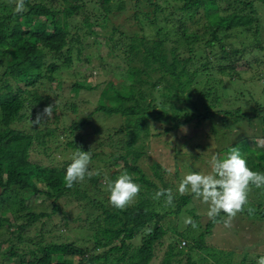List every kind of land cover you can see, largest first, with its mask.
<instances>
[{
  "label": "trees",
  "instance_id": "16d2710c",
  "mask_svg": "<svg viewBox=\"0 0 264 264\" xmlns=\"http://www.w3.org/2000/svg\"><path fill=\"white\" fill-rule=\"evenodd\" d=\"M115 1L95 3L105 10ZM132 1L122 0L118 11L123 13L133 7L131 18L138 23L141 34L124 35L111 27L102 36L108 45L115 32L120 33L122 38L112 46H122L118 57L124 68L120 81L114 85L107 81L97 105L83 118L76 117V103L60 104L57 94L63 87L58 73L81 61L78 34L73 40L78 44L75 54H70L68 23L82 14L87 31L101 37L97 28H106L110 15L102 13L90 20L84 13L85 0H25L21 13L15 10L16 0L0 2V203H6L10 213V218L0 217V264L15 260L17 264H154L159 251L163 253L158 264H196L194 259L201 250L212 252V264L234 263L230 258L232 251L215 252L209 244L212 228L228 219L225 214L209 219L203 230L194 213L190 217L192 223H187V206L194 196L181 195L177 189L184 175L197 172L200 155L185 152L190 160L176 164L170 179H165L166 170L153 161L150 170L158 184L145 178L138 163L153 157L147 153L149 146H144V139L158 124L163 125L164 134H174L182 125L204 126L205 132L216 134L217 140L223 128L230 129V134L236 124L248 126L257 118L254 112L260 109L258 105L250 111V117L244 115L242 106L231 110L223 104L232 106L239 102L244 106L252 102L249 89L246 90L247 86L255 88L257 78H244L242 74L251 71L253 63L258 64L257 56L264 58V18L259 16L264 12V0ZM249 57L251 62L247 61ZM89 62L84 58L85 64ZM90 70L93 69L83 68L84 79L87 73L92 77ZM259 81L264 84V78ZM96 87L74 81L68 89L77 95L82 89L92 91ZM245 93L249 100L244 98ZM48 106H52L53 115L38 126L32 125L37 114ZM68 116L74 117L66 127L64 120ZM94 116L112 117L121 123L103 131L94 130L93 136L98 138L93 139L92 148L96 149L92 150L90 162L98 159L104 166H90V178L68 188L64 177L71 159L64 160L58 168L30 161L32 151L41 150L46 157L54 155L47 154L50 143L55 151L61 148V153L73 154L78 149L86 152L91 146L80 148L73 141L61 142L59 137L69 129L71 133L81 132ZM215 119L221 123L218 129ZM237 135L217 153L225 155L236 147L250 169L264 172V149L250 147V134ZM77 137L80 142L84 135ZM191 144L189 141L188 148ZM97 149L102 152L95 153ZM122 172L143 186L131 203L118 209L105 195L107 181ZM161 189L171 190V205L165 196L154 198ZM28 190L49 202L50 213L26 209L24 191ZM68 206L70 209L64 211ZM253 206L251 203L242 209L240 217H250ZM75 209L78 214L72 216L73 225L83 233L86 230L79 241H49L51 232L43 231L44 223L39 230L34 228L41 219L58 212L63 215V226L68 228V216L76 213ZM257 215L264 224V208ZM180 216H187L186 220L179 221ZM6 245L7 251L2 253ZM254 257L244 254L240 264H257L259 256Z\"/></svg>",
  "mask_w": 264,
  "mask_h": 264
},
{
  "label": "rangeland",
  "instance_id": "374dc122",
  "mask_svg": "<svg viewBox=\"0 0 264 264\" xmlns=\"http://www.w3.org/2000/svg\"><path fill=\"white\" fill-rule=\"evenodd\" d=\"M7 3H14L15 0H0V2ZM85 7H84V13L86 16L90 18V20H93L94 16H99L102 13L110 15V20L106 25V28L99 29L97 28V34L101 35V37H96L94 34L89 33L87 29L82 24V14H79L71 19L69 24V35L67 38V41L70 42L68 47L70 46V54L74 55L75 50L78 46V44L74 43V37H76V34H78L79 37V43H80V57L81 61H75L74 58V64L71 67H68L67 69L62 70L58 73L57 79L61 80L63 82V87L61 90L57 91V94L60 96V104L63 103H76L78 108V113L76 115L77 118H83L85 117L96 105L97 101L99 99V93L101 91V88H103L107 81L111 82L113 85L116 84L118 81H120L121 73L123 72L124 64L123 61L118 57L120 54V47L117 45V47L112 46L113 42H117L120 38L119 32H122L124 35H129L133 32L140 33L138 23L134 21L132 16V8L129 6V9H126L127 11L121 13L118 11L119 5L121 4L122 0L115 1L112 6L105 10H100L99 6L95 3L96 0H85ZM134 0L131 2L133 3ZM259 14V12H258ZM259 16L264 18V12L260 13ZM129 17V18H128ZM127 18V19H126ZM262 21V20H261ZM111 27H115L116 30H119V32H115L113 35V41L109 42L108 45L104 43L105 38L102 36L105 35ZM148 32V30H147ZM141 34V33H140ZM261 41L264 42V30L261 33ZM123 41V40H122ZM120 42V41H119ZM124 42H120L122 44ZM1 46V43H0ZM3 55L2 49H0V56ZM84 58L88 59L89 65L84 63ZM251 57L247 58L248 62H251ZM255 58V57H254ZM256 59L258 60V64L253 63L251 66V71H247L246 73L242 74V77L247 78L249 76H256V82L254 87L251 88L250 86H247L246 92H249L251 94L250 97H252V102L256 101L257 103L248 102L249 105H241L239 102L237 104H233L232 106H227L226 104H223V106H226L230 108L231 110H235L238 107L242 106L244 115L246 116H252L251 110L255 107V105L260 106L258 112H254V118L251 121V125L245 126V124H236L235 127L231 130L230 134H227V129L221 128L220 132L218 133L217 140L214 139L215 135L213 134H207L205 131L204 126H180L179 130H177L176 133H163V125L160 126V124L152 127L150 133L151 136L145 140L144 146H149L147 148V153L151 154L153 157L150 160L141 159L138 163L139 167H141L142 171L144 172L145 178L149 180H153L158 184V181L154 177L153 171L151 169L152 162H156L159 165H161V168L166 170L165 179H170L171 175L174 172V169L176 168L175 165L179 164L182 160H190L188 157H185L186 154L193 152L196 154H199V159L197 160V167L196 170L198 171H208V161L210 159V156L212 154H217L221 157H223L224 154L217 153L218 150L221 148L230 145L232 141L237 138V136H243L245 134H250L251 140H249L250 147L256 148V149H264V94H262V88L263 85L259 79L264 78V58L257 56ZM255 61V60H254ZM91 68L93 70H90L92 77L88 75L87 73V79H84V75L86 71H83V68ZM93 72V73H92ZM80 82L83 81L90 84L91 86H97L95 90L87 91V90H80L77 95H73L69 91V85L72 82ZM230 92V91H227ZM249 94L245 93L244 98L249 100ZM235 105V106H234ZM74 116H68L67 119H65L64 123L66 127L69 125L70 120ZM215 124V128L218 129V125L221 123L218 119L213 120ZM121 121L119 119L114 118H103L100 116H94L93 119H91L90 123L87 125H84L81 132H72L69 130L65 131L61 136L59 137V140L61 142H67V141H73L79 145L80 148H88L91 146V148H88L87 151H89L90 156L92 155V150L96 148L94 147V140L98 138V136L94 135V130L103 131V129L110 128L112 126H117ZM24 126V125H23ZM25 130H28V128H25ZM226 135H223L225 132ZM80 135H84V138L79 142L78 137ZM154 135V136H152ZM101 138V137H100ZM216 138V137H215ZM189 141L192 142L190 145L191 147L188 148ZM140 143V141L138 142ZM137 143V144H138ZM84 146V147H83ZM47 154H54L51 157H46V155H43L41 153V150L32 151L30 153V161L31 162H39L43 165L45 164L48 168H58L62 167V162L64 160H68L71 158L72 153L70 151L68 152H60L62 149L55 151V146L53 144H48ZM191 149V150H190ZM63 151V150H62ZM86 151V152H87ZM102 152V149H97L95 153ZM176 152L179 153V155L176 154ZM186 152V154H185ZM62 154V155H61ZM55 158L56 161L51 162L50 159ZM193 165V162H190ZM104 163L100 160H92L90 162L89 167L92 168H100L103 167ZM158 169V172L161 173V170ZM156 169V170H157ZM90 170V169H89ZM106 173V172H105ZM106 175V174H105ZM107 176V175H106ZM140 186H143L141 183H137ZM107 197V195H105ZM24 199L26 200V209L33 211V212H45L50 213V206L49 202L45 200L42 196H36L33 195L31 190L24 191ZM132 202V201H131ZM130 202V203H131ZM251 203L254 205L252 209V213L250 214V217L246 218L244 220V217H240L241 213H237V215L233 218H231L230 222L228 223L226 228V221H223L220 225H216L212 228L213 237L209 239L210 248L215 249L214 251L222 250V251H232L233 254L230 257L233 264H240V261L243 259L244 254L248 257V255L251 256H264V224L262 223L263 219H260V215H257V212L262 210L264 208V189H253L250 188V191L248 193V201L247 204L243 207L244 210H246L248 205H251ZM262 209H260V207ZM7 205L6 203H0V217L3 215L7 218H10V213L7 212ZM70 207H66L64 211H68ZM188 210V219L194 214L198 215L199 219L197 220V223L200 224L201 229L203 230L205 228V225L209 221V218L207 216L208 211V205L202 202L201 199H198L196 197H193L191 204L187 206ZM77 211L76 209L74 210ZM255 211V213H254ZM78 213H72V215L68 216L69 227L65 228L63 226L64 219L63 215L61 213H56L53 216H51L49 219H41L39 223H36L34 225V228L37 230L40 229L41 223H44L43 231H50L51 235L47 237L49 241L53 242H75L81 240V238L85 237L86 230L84 229V233L82 230L75 228L73 225V218L72 216L77 215ZM187 216H180L179 221L186 220L185 217ZM243 216V215H242ZM71 218V220H70ZM184 218V219H183ZM242 218V219H241ZM234 222V223H232ZM233 224V227L231 226ZM180 225L184 226V223H181ZM34 229V232L36 233V230ZM80 230V231H79ZM138 238H136L137 241ZM181 241H184L182 239ZM186 241V240H185ZM229 241V244L225 245L226 242ZM13 244V243H12ZM217 245V246H216ZM219 246V248H218ZM229 246V247H227ZM225 247V248H224ZM233 248V250H232ZM239 248V250H238ZM21 250L23 248H20ZM2 253L7 251V245L5 247H2L1 249ZM185 252H187V249H184ZM210 251V250H209ZM20 252V251H19ZM163 252L158 253L157 259H155L154 264H158V262L161 259V255ZM197 257L194 259L196 264H212L213 257L212 252H204V251H198ZM255 258V257H254ZM15 260V259H14ZM216 260V259H214ZM5 264H17V261L14 262H5ZM175 264V263H172ZM179 264H186L184 262H181Z\"/></svg>",
  "mask_w": 264,
  "mask_h": 264
},
{
  "label": "clouds",
  "instance_id": "9594fccd",
  "mask_svg": "<svg viewBox=\"0 0 264 264\" xmlns=\"http://www.w3.org/2000/svg\"><path fill=\"white\" fill-rule=\"evenodd\" d=\"M25 0H16L15 10L21 13L25 10ZM53 115L52 106L43 109L37 114L32 125H39ZM71 162L65 171L66 187L72 188L75 184L90 178L89 151L78 149L71 156ZM208 171H189L180 181L177 191L181 194H190L201 199L208 205L207 216L213 219L222 213L228 217L226 226L231 218L242 211L247 204L250 187L264 188V172L253 171L247 166V161L241 151L233 147L223 157L212 154L208 161ZM140 192V185L134 182L133 177L122 172L115 179L107 181L108 202L115 208L123 209L133 201ZM166 197V203L171 205L173 196L171 190L161 189L155 193V199ZM187 223H192L191 219ZM257 264H264V256L257 258Z\"/></svg>",
  "mask_w": 264,
  "mask_h": 264
}]
</instances>
